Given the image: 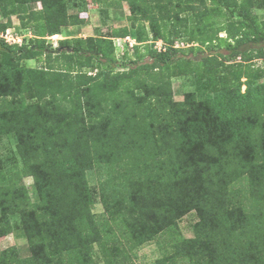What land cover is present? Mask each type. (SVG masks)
Returning a JSON list of instances; mask_svg holds the SVG:
<instances>
[{"label": "trees", "instance_id": "1", "mask_svg": "<svg viewBox=\"0 0 264 264\" xmlns=\"http://www.w3.org/2000/svg\"><path fill=\"white\" fill-rule=\"evenodd\" d=\"M71 1L0 0L7 21L0 32L17 16L37 37L30 46L0 38V137L15 136L18 156L0 167V236L19 216L30 250L23 258L8 248L0 264H98L96 247L104 264H135L134 251L161 235L170 250L156 264H264V83H257L264 70L252 65L264 59V22L253 14L264 0H95L113 9L127 2L136 41L165 44L164 52L149 50L148 61L137 53L128 64L117 62L113 43L130 35L128 27L75 46L46 45L45 37L84 24L69 14ZM224 9L240 19L216 25L210 19ZM222 33L228 54L199 48L191 67L171 40L190 36L210 46ZM42 57L43 66L22 65ZM182 62L199 91L177 102L171 73ZM97 199L101 217L93 213ZM191 212L199 217L195 237L184 239L178 221Z\"/></svg>", "mask_w": 264, "mask_h": 264}, {"label": "rangeland", "instance_id": "2", "mask_svg": "<svg viewBox=\"0 0 264 264\" xmlns=\"http://www.w3.org/2000/svg\"><path fill=\"white\" fill-rule=\"evenodd\" d=\"M112 2H116V0H111ZM86 4L83 5L82 0H72L69 3V14L75 17H78L84 20V24L76 25V26H68L62 29L61 35H56L53 37H45L46 45L51 46L52 48H58L59 43L63 40H71L73 45L75 46L77 40L83 39L85 40L88 37H109L112 33L120 28L128 27L130 30V35L123 39H113V43L115 46L114 57L117 62L122 64H128L130 61H133L138 58L137 53L140 56H145V61L149 60V50L156 49L157 51L164 52L166 50V46L162 41H150L149 43L140 44L135 39L136 29L132 27V22L130 21V17L132 16L130 6L127 2L122 1L121 9H113L104 5H99L95 0H85ZM210 7L214 5L209 3ZM30 9L41 10V4H32L29 6ZM233 13V16H231ZM253 14L256 15L259 22H264V8L257 6ZM182 16H185L183 14ZM240 13L236 9H224V16L222 17H214L210 19L214 21L216 25H223L225 22L230 20H239ZM12 25L5 32H0V38H2L7 44L11 46H22L27 45L30 46L31 42L36 40L37 37L31 27L24 28L17 16L12 17ZM7 21L3 17L0 16V23L5 24ZM146 26V30L151 35L149 25L146 21L143 22ZM190 28L194 26V22H189ZM221 40H216L214 44L210 46H201L197 39L194 41H190V36L186 37H174L173 42L175 47L180 49L184 58H187V62L198 61L202 58V55L199 54L197 49L200 48L204 52V55L211 53V50L216 52L223 53L225 55L228 54L227 44L224 39H227V35L225 33L220 34ZM9 41V42H8ZM138 46V51L135 50V47ZM259 45H254V48H258ZM195 48L194 52L191 51V48ZM86 48V45L83 46ZM199 54V55H198ZM227 65H232L233 67L240 65L241 60L238 59H222ZM190 63V67L192 63ZM46 64V58L42 57L40 59L34 60H24L22 61V65L29 68H37ZM253 68L255 70H264V59L254 60L252 63ZM245 68L247 67L244 64ZM188 64L182 62L181 65L175 67L173 69V73H171V81H172V89L174 100L177 102H181L184 100L185 94L190 92L199 91L198 82L196 80V76L190 72V68ZM185 69V70H184ZM126 69H114V72H123ZM84 72L91 74H95L98 70H91L89 68H85ZM223 75L225 73H222ZM227 74V73H226ZM246 78H242V86L241 91L245 93L247 90V85L245 84ZM257 83H264V78H262ZM211 97V91L204 94V96ZM203 97V96H202ZM17 141L14 135H7L0 137V167L7 168L12 167L16 164V160H18L17 152H16ZM20 162V161H17ZM88 182L92 189L96 190L99 185L98 177L95 171H90L88 173ZM24 184L28 188L29 195L33 202L38 201V197L36 196L34 182L30 177L24 178ZM93 213L98 217H101L104 214V208L99 199L96 200V203L93 207ZM1 216V213H0ZM199 221V217L196 212H191L181 218L178 221L179 231L181 233L182 238L191 239L195 237L194 225ZM12 222V233L3 234L0 236V254L11 247H16L18 249V253L21 257L30 256V250L28 241L25 237V234L21 227V221L19 216L11 217ZM170 248L168 245V236L161 235L157 240L149 242L142 247L136 249L133 253L132 258L134 259L135 264H156L157 261L163 258L166 254H168ZM97 255L96 261L98 264H104L103 259L100 256L99 249L96 247Z\"/></svg>", "mask_w": 264, "mask_h": 264}, {"label": "built area", "instance_id": "3", "mask_svg": "<svg viewBox=\"0 0 264 264\" xmlns=\"http://www.w3.org/2000/svg\"><path fill=\"white\" fill-rule=\"evenodd\" d=\"M8 42H9V41H8ZM9 43H10V42H9ZM9 43H8V44H9ZM160 51H161V50H160Z\"/></svg>", "mask_w": 264, "mask_h": 264}]
</instances>
